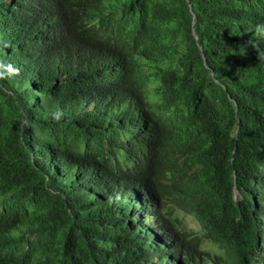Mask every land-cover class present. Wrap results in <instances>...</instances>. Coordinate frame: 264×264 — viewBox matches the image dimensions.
<instances>
[{
  "label": "trees",
  "instance_id": "obj_1",
  "mask_svg": "<svg viewBox=\"0 0 264 264\" xmlns=\"http://www.w3.org/2000/svg\"><path fill=\"white\" fill-rule=\"evenodd\" d=\"M44 4L0 0V264H264V0Z\"/></svg>",
  "mask_w": 264,
  "mask_h": 264
},
{
  "label": "clouds",
  "instance_id": "obj_2",
  "mask_svg": "<svg viewBox=\"0 0 264 264\" xmlns=\"http://www.w3.org/2000/svg\"><path fill=\"white\" fill-rule=\"evenodd\" d=\"M27 1H28V6L26 7L27 14L40 15V16L45 14L44 7L46 9V6L44 4V0H27ZM252 33L254 34L253 38L251 40H249L246 47L255 48L259 52V59L261 61H264V54H262L261 50L258 49V45H257V41L264 40V23H259V24L255 25ZM5 46L11 47L10 44H6ZM19 74H20V69L14 63H12L11 60L0 59V81H5L11 77L18 76ZM3 90L4 89L2 87H0V91H3ZM51 121L53 123H56V124H63L64 126H67V124H69L71 122V121L65 119V114L62 110L54 111L51 114ZM31 124H32L31 120L28 118H25L24 120L21 121L20 127H21V129L29 128V127H31ZM181 228L185 229L187 231H195V232L200 231V227H199V230L188 229V228H183V227H181ZM174 238L175 237L171 232L166 233L163 236V244L162 245H163V249H164L165 253L168 256L167 261H170V259H171V257H169L170 252H171V254H173V256H175L176 254L179 253L178 246L174 250L171 249L174 247V245H173ZM262 239L264 241V237ZM170 246H172V247L167 248Z\"/></svg>",
  "mask_w": 264,
  "mask_h": 264
},
{
  "label": "rangeland",
  "instance_id": "obj_3",
  "mask_svg": "<svg viewBox=\"0 0 264 264\" xmlns=\"http://www.w3.org/2000/svg\"><path fill=\"white\" fill-rule=\"evenodd\" d=\"M177 215L180 218V226L183 228H188V229H196L199 230L198 225L196 224L195 221H193L190 217L183 215L182 213H177Z\"/></svg>",
  "mask_w": 264,
  "mask_h": 264
}]
</instances>
